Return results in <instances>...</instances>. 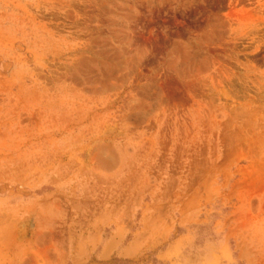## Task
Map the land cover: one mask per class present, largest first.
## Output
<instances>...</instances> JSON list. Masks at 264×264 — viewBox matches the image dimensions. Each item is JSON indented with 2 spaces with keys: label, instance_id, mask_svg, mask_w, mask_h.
<instances>
[{
  "label": "rangeland",
  "instance_id": "obj_1",
  "mask_svg": "<svg viewBox=\"0 0 264 264\" xmlns=\"http://www.w3.org/2000/svg\"><path fill=\"white\" fill-rule=\"evenodd\" d=\"M0 264H264V0H0Z\"/></svg>",
  "mask_w": 264,
  "mask_h": 264
}]
</instances>
